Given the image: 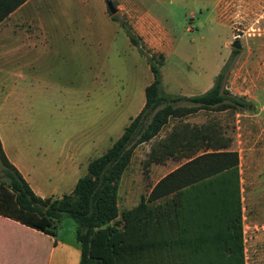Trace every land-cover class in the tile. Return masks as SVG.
Listing matches in <instances>:
<instances>
[{
	"label": "rangeland",
	"instance_id": "obj_1",
	"mask_svg": "<svg viewBox=\"0 0 264 264\" xmlns=\"http://www.w3.org/2000/svg\"><path fill=\"white\" fill-rule=\"evenodd\" d=\"M112 2L117 7L114 14L108 11L105 0H32L36 4L32 25L24 22L20 8L1 26V69L22 64L21 48L2 55L5 49L22 43V35L10 31H36L38 23L42 30L60 35L57 43L61 48L79 50L77 69L66 72L58 67L57 71L48 68L35 73L37 78L48 81L42 84L46 93L61 95V102L45 105L49 109L48 120H40L37 114L25 119L21 139L30 138L33 144L39 138L51 139V148L41 146L36 152L42 157L44 154L48 161L58 157L65 160L76 153L82 175L88 162L102 154L107 144H94L85 153L79 151V144L103 136L113 141L121 134L125 120L144 101V87L152 74L146 57L130 43L125 29L110 19L115 15L126 26L135 28L147 49L164 52L161 75L167 93L204 92L231 58L223 87L242 99L245 106L199 109L184 119L197 124L215 120L232 137L231 147L238 151L240 159L244 225L264 224V0ZM98 39H103L100 46ZM235 39L240 40V49L232 47ZM88 59L95 60L94 66L88 65ZM57 61L62 68L66 67L64 56ZM178 105L189 103L181 101ZM39 106L33 104L32 111L38 112ZM171 124L172 120L155 138L134 149L119 184L120 210L136 205L163 175L181 162L168 159L164 164L143 165L151 143L163 136ZM29 159L38 161L33 155ZM75 233L74 221L63 217L56 234L53 263L58 258L62 264L78 263L80 248Z\"/></svg>",
	"mask_w": 264,
	"mask_h": 264
},
{
	"label": "trees",
	"instance_id": "obj_2",
	"mask_svg": "<svg viewBox=\"0 0 264 264\" xmlns=\"http://www.w3.org/2000/svg\"><path fill=\"white\" fill-rule=\"evenodd\" d=\"M26 0H0V23ZM130 42L146 57L152 81L141 110L101 155L91 159L69 193L37 195L7 158L0 141V214L55 236L63 217L76 224L77 264H245L239 153L217 121L190 123L199 109L245 106L223 87L231 58L213 85L195 95L166 93L162 52L147 49L131 26ZM237 51H234V53ZM186 101L189 105H178ZM154 140L143 165L181 163L163 175L147 196L119 209L118 189L134 149Z\"/></svg>",
	"mask_w": 264,
	"mask_h": 264
},
{
	"label": "crops",
	"instance_id": "obj_3",
	"mask_svg": "<svg viewBox=\"0 0 264 264\" xmlns=\"http://www.w3.org/2000/svg\"><path fill=\"white\" fill-rule=\"evenodd\" d=\"M35 5V3H32V0H26L13 12L21 8L24 22L26 21L29 25H32L36 17L33 12ZM7 18L0 23V31L1 26H3ZM110 19L119 24L118 21ZM119 26L121 25L119 24ZM10 32L22 35V43L15 47L16 50L15 48L5 49L2 55L6 56L21 48L23 59L22 64L18 66L6 69L0 68V141L9 161L18 168L37 195L43 198L60 197L65 193H69L73 189L77 179L81 176L78 158L76 157L77 154L74 153L65 160H60L58 157L52 161H48L44 154L42 157L37 155L36 152L37 149L40 150L41 146H44L45 149L51 148L53 144L51 139L39 138L37 143L33 144L30 138L21 139L20 135L23 125L26 124L25 119H28L32 114H37L36 117L40 120H48L47 113L49 109L45 105H57L61 102L59 101L61 95L52 92L46 93L42 84L48 83V81L37 78L35 73L37 71L42 72L48 68L57 71L58 67L61 71L64 69L66 72L72 71L74 67L77 69L79 66V50L77 48H61L59 43H57L60 35L42 30L39 23L38 30L36 31ZM96 42L100 46L103 39H98ZM157 52L164 54L163 51L157 50ZM63 56L65 57L66 67L62 68L61 64H57V59ZM94 64V59H88L89 66L92 67ZM52 87L57 86L52 84ZM70 93L71 95L73 94V92ZM144 102L145 97L144 101L139 103L137 112L125 120L123 130L130 120L141 110ZM36 103L40 105L38 112L32 111L33 104ZM95 141L94 139L93 143L84 142L79 144L81 145L79 151L85 153L90 147H94V144L97 146L102 143L103 145L106 143L108 148L114 140L111 141V138L107 139V137L103 136ZM31 155L38 161H31L29 159ZM244 217L243 210L245 264H264V224L245 227ZM56 247V235H49L43 231L29 227L18 220L0 214V264H62L61 258L56 259L55 263H53Z\"/></svg>",
	"mask_w": 264,
	"mask_h": 264
},
{
	"label": "water",
	"instance_id": "obj_4",
	"mask_svg": "<svg viewBox=\"0 0 264 264\" xmlns=\"http://www.w3.org/2000/svg\"><path fill=\"white\" fill-rule=\"evenodd\" d=\"M106 2V6L108 11L111 14H114L117 12V7L114 5V3L112 2V0H105ZM232 47H234L235 49H240L241 48V44H240V40L239 39H235L232 43H231Z\"/></svg>",
	"mask_w": 264,
	"mask_h": 264
}]
</instances>
